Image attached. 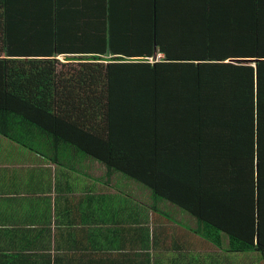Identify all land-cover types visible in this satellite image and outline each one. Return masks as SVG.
<instances>
[{
  "label": "crops",
  "instance_id": "crops-1",
  "mask_svg": "<svg viewBox=\"0 0 264 264\" xmlns=\"http://www.w3.org/2000/svg\"><path fill=\"white\" fill-rule=\"evenodd\" d=\"M164 2L169 7L162 10L161 20L169 27L163 36L166 43L176 42L187 47L188 54L199 55L206 46L195 41L193 30L203 34L209 28L213 34L208 41L221 43L218 52L225 63L256 67L264 60L260 55H242L254 53L246 38L252 26L262 40L258 51L264 52V0ZM9 5L15 19L21 18L22 26L16 27L23 31L16 41L37 52L19 58L49 57L53 26L55 33L58 30L53 41L64 47L60 57L65 63L88 57L96 36L117 50L103 56L108 61H139V45L152 38L155 61L166 59L153 34L157 8L152 0H9ZM88 44L89 50H79ZM54 51L58 52L56 45ZM221 69L216 72L224 77ZM180 72L163 75L182 74L188 79ZM5 107L0 105V264H264L259 252L235 250L249 233L247 216L255 215L248 197L244 202H238L236 195L227 197L217 220L223 214L229 219L204 228L190 210L178 205L181 200L159 196L142 180L58 141ZM224 120L219 114L210 121ZM180 148L191 152L178 143L166 150L174 153ZM165 153L157 150L155 155L167 157ZM219 181L202 187L220 191ZM207 197L197 200L203 211Z\"/></svg>",
  "mask_w": 264,
  "mask_h": 264
},
{
  "label": "trees",
  "instance_id": "trees-1",
  "mask_svg": "<svg viewBox=\"0 0 264 264\" xmlns=\"http://www.w3.org/2000/svg\"><path fill=\"white\" fill-rule=\"evenodd\" d=\"M152 4L157 8L153 34L166 54L164 61L149 62L155 58L152 38L139 45V61L104 63L103 56L117 50L96 36L88 57L65 63L57 59L64 47L53 41L58 33L53 26L49 57L19 58L37 52L16 41L23 31L16 27L21 18L15 19L9 0H0V105L6 104L12 115L54 134L58 141L142 180L146 189L159 196L181 200L178 205L190 210L204 228L229 219L223 214L217 220L227 197L236 195L238 202L248 197L255 215L247 216L249 233L235 244V250H253L264 257V60L257 61L256 67L225 63L218 52L221 43L208 41L213 34L209 28L203 34L193 30L195 41L200 40L206 50L188 54L187 47L163 40L169 27L162 25V10H168V4L164 0ZM256 32L254 26L247 28L254 53L242 55L264 57L258 51L262 40ZM221 68L224 77L216 72ZM171 71L185 72L188 79L182 74L163 75ZM219 100L223 101L218 107ZM219 114L224 121H210ZM177 143L191 152L166 150ZM157 150L169 153L155 155ZM217 179L220 191L202 187ZM204 195L210 197L203 211L197 200Z\"/></svg>",
  "mask_w": 264,
  "mask_h": 264
},
{
  "label": "rangeland",
  "instance_id": "rangeland-1",
  "mask_svg": "<svg viewBox=\"0 0 264 264\" xmlns=\"http://www.w3.org/2000/svg\"><path fill=\"white\" fill-rule=\"evenodd\" d=\"M57 58H58V60L60 59L59 61H61V62H66V61H64L65 58H64V59L61 58L60 55H57ZM157 58H158V57H157ZM104 62H105V63H109V61H108L107 59H105ZM149 62L155 63L156 61H155L154 58H150V59H149Z\"/></svg>",
  "mask_w": 264,
  "mask_h": 264
}]
</instances>
